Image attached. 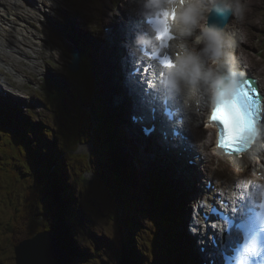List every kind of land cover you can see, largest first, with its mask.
<instances>
[{"label":"rangeland","instance_id":"rangeland-1","mask_svg":"<svg viewBox=\"0 0 264 264\" xmlns=\"http://www.w3.org/2000/svg\"><path fill=\"white\" fill-rule=\"evenodd\" d=\"M23 1H28L31 5L32 0ZM135 1L58 0L60 6L51 10L49 8L46 9L42 3H35L38 2L37 0H33V6L29 8L33 13L27 15V17H32V21L24 26L20 22V18L26 17L25 14L21 15V12L12 11L18 14L13 16L0 11L5 23L2 25L3 28L9 25L21 27V30L25 28L34 31V28H36L40 31V34L37 35L40 39L37 36L34 38L27 37V40H31L33 45L29 43L20 45L14 42L8 37L10 34L13 35L10 29L6 32L0 31V40L3 41V43L0 42V58L4 60L0 59V82L9 83L8 85L16 91L13 94L7 92L9 95L5 96V98L0 95V99L3 102H9V104L5 105L10 108L8 112L12 116L10 121H7L8 119L5 122L0 120V144L2 145L5 141L2 131L4 127L2 126L6 125L11 126L16 132L20 131L24 135H28L29 138L34 140L33 134L37 132V128H34L33 131L22 128L23 120H26L29 124L40 126V129L48 126L55 136L56 134L60 135L61 139L55 141V137L51 133L48 136L42 134L50 145L49 148H52L50 150H53V153L59 147L63 152L65 151L62 154V160L70 155L66 161H63L65 170L61 171L60 176L64 185L67 208L70 212L73 211V214L77 217L75 221L73 219L66 221V225L73 231H71L70 241L67 240L61 247L63 251L68 250L71 252L73 247L76 250L74 254L70 255L68 264H119V260L123 257V255L121 256L122 253H120L122 252L120 242L122 239L126 240L129 237L127 231L124 230L128 225L124 226V223L130 220L133 222V234L143 235L148 247H150L151 243L155 245L152 234L158 232L157 236L160 239L164 235L165 226L162 223L156 228V224H153V219L157 215L154 213L153 206L154 197L152 193L155 192L150 189L153 186L160 189H165L166 187L165 190H169L168 195L165 193L162 196L161 210L165 218L168 217L167 214H170L171 211L176 213V210L183 209L182 216L185 222L178 231L181 232L182 236L186 234L188 240L181 241L182 252L185 253L189 249L188 245L198 248L197 243L199 240L198 238L196 240L193 239L196 237L193 234L192 227H190V222L195 219V208L192 205L191 198L193 201H198L194 197L198 192L187 184L181 186L182 183L178 177L173 172L163 168V164L160 162L161 159L156 156L154 150L152 154L148 153L147 149L146 152H143L141 146H138L135 141H131L128 138L131 135L129 125H127V122L129 123L128 116L131 113L129 103L120 106L123 109L120 111L128 114L124 121L118 116L117 109L116 111L114 110L113 97L110 101L107 99L111 95L115 96V98H121L119 94H116V88L119 92L116 77L121 75L118 67L116 65H113V68L111 67V72L112 70L114 71L116 83H107V86L112 89V94L106 87L101 69V64L103 63L111 66L109 62L110 55L112 54L113 56L115 52L118 54V51H116L117 42L113 43L111 45L113 47L110 49L109 43L112 44V42H110V39L107 40L104 35L97 33L96 23L98 24V20L101 23L109 21L107 17L110 16L111 19H114L108 22L111 26L116 21V25H128L126 22L127 18L139 14L142 10L138 9ZM213 1H223L232 7V20H230L224 32L227 34L234 29L238 30L240 42H235V44L237 51L243 58L240 60H244L248 66V72L258 80L260 88L264 90V0ZM213 4L211 3V6ZM211 6L209 5L208 8ZM238 6L241 8L239 12L237 11ZM101 8L107 17L98 14ZM118 10H120L119 13ZM38 11L45 12L51 19L47 20L42 16L39 18L36 13ZM79 11H81L83 19L77 15ZM113 28L116 27L113 26ZM86 37H92L96 42H90ZM227 38L233 39L232 37ZM79 45L82 46V49H79ZM2 46H6L5 50ZM15 46L18 49L20 48L18 52L20 56L14 54V52L7 51V49L14 50ZM118 46L120 47V44ZM76 48L85 53L90 60H88L86 69L83 68L77 74L71 73L68 81L66 77L70 62L68 54L69 50ZM101 51L103 52L102 55ZM30 59L33 60V63L30 62ZM131 65L133 66L134 63ZM97 67L99 74L95 73V68ZM121 67L124 68V65ZM10 70L13 72L9 73ZM104 71L106 74H110L107 70L104 69ZM84 75L87 76L84 78ZM99 78H101L104 92H99L97 89L96 81ZM60 82L64 84L66 91H54V96H50L52 102L54 101L53 104L58 111V115L54 107H52V103L47 102L46 94L49 95L47 93L49 85L53 89V84L56 86L57 83L61 84ZM78 83H82L85 87ZM3 84L0 85L1 90ZM80 90L82 95L76 97ZM206 92L209 93L207 88ZM72 95H75V97ZM19 100H22V107H29L31 110L29 109L28 112L24 108H20L17 113L13 112L15 108L20 106ZM64 110L65 113H63ZM79 112H81V115H76ZM57 119H59V124ZM98 119L102 122V126L106 125L99 134L96 129H99L100 126L96 125L94 121L99 122ZM6 122H9V124H6ZM66 124L75 131L76 139L70 138ZM59 125L62 126L60 130L62 133L57 130ZM151 125L146 124L145 126L150 128ZM197 133H199L200 140L195 143L197 152L193 155L200 154L202 160L203 155L207 158L202 162L205 165L207 162V166L204 168L205 171L201 170L203 168L201 163L200 172L195 173L196 175L200 173V175L207 174L202 177V182L198 184L201 190L206 184L205 180L207 182L211 181L213 184H216V182L233 183L235 181H239V184H244L250 181L249 177L255 165L253 162L247 166V169L243 168V170H247L246 174L244 173L245 176L241 177L240 172L238 178V170L240 169L232 166V164L223 162L224 160L213 159L216 156L213 147L212 145H207L211 144L212 140L210 130L202 125L197 130ZM198 136H195V138ZM111 139L113 140L111 141ZM150 139L152 147L160 150L154 145L153 137ZM137 140H139V137H137ZM34 141L36 142V140ZM201 141L205 144L204 147L200 144L198 145ZM65 143L67 144L65 145ZM62 145H64L63 148ZM72 150L76 151V154L67 153V151L70 152ZM44 155L45 153L41 154L43 162L46 160L43 165L51 166V170H54V167L49 162L53 157ZM110 156H113L111 158L119 163L117 170L120 172L121 177V198V192L113 177V172L116 168L110 164L111 161L113 162ZM33 157H36V155H33ZM23 160L18 157L16 152L11 153L7 157L0 155V176L2 177L0 182V264H15L13 249L22 240L16 245H11L13 237L16 239L26 229L29 232L28 238L34 237L37 233L45 232L44 230H39L41 228L39 227L40 224L37 223L39 221L42 225L45 223L47 227H52L53 229L58 225L54 220L57 215L55 197L53 192L50 191V182L53 179L40 176L38 174L40 170H34L33 167H28L29 171L17 172L15 167L22 165ZM146 160L154 161L161 168L162 177L166 182L158 179L159 174L157 172L148 173L154 167L148 165ZM53 163L56 164L55 162ZM217 164L218 166H216ZM88 165H91L92 173L88 170ZM4 170L11 172L9 176H4ZM126 170H130L131 173L125 172ZM149 179L152 180V183L148 182ZM199 194L201 195V193ZM182 202L186 204L184 206L180 205ZM125 206H129L131 210L128 211ZM122 208L125 211H121ZM31 212L29 224L25 225L26 223H22L16 228L17 221H19L22 214L27 216ZM116 213L119 214V222L115 223L114 216H116ZM39 216L40 220H37L36 218ZM174 217H177V214H174ZM171 221L172 218H169L168 222ZM32 230H34L33 233H31ZM139 240L142 242V237ZM124 250L127 249L125 248ZM197 252L195 249L194 255ZM83 253L86 254V261L83 259ZM174 254L177 256L175 264H181L179 260L182 258L179 256V252ZM153 256L154 259L152 257L147 259L148 263L146 264H160L162 262V259L157 257V254H153ZM186 263L189 264L188 260ZM161 264L168 263L162 262Z\"/></svg>","mask_w":264,"mask_h":264},{"label":"bare ground","instance_id":"bare-ground-1","mask_svg":"<svg viewBox=\"0 0 264 264\" xmlns=\"http://www.w3.org/2000/svg\"><path fill=\"white\" fill-rule=\"evenodd\" d=\"M32 1H31V5H30L28 1H25L24 2L23 0H0V11H4V12H6L4 14H7V15L9 14V15H13V16H17L18 14L13 13L12 11L21 12L20 13L21 15L25 14L26 17L20 18L21 21L19 20L23 24V26H24L25 24H28V23L30 24V21H32V17H29V16L27 17L28 14L33 13V12H31L32 10L30 11V9H29L30 6H33ZM37 1L38 2H35V3H42L46 9L49 8V9L52 10V9L58 8L60 6V3L58 2V0H37ZM140 1L141 0H136L135 1V5L137 6L136 3L140 2ZM145 8H146L145 1L142 2L138 6V9H142L143 10ZM209 9H211V8H209ZM119 12H120V10H118V13ZM36 13L39 15V18L42 16V17H44L47 20L48 19H51V17L49 15H47L45 12H39L38 11ZM98 14H102V15H105L106 16V14H105V12H104V10L102 8L100 9V12ZM77 15L81 17V15H82L81 11H79L77 13ZM137 15H139V14H137ZM137 15H133V17L131 16L132 19H133V21H134V18ZM81 18L83 19V17H81ZM107 18H109V21H106V22L103 21L102 23L100 22V20H98V24L96 23V25H97V29L96 30H97V33L98 34L104 35L105 38H107V40L110 39V42H112V44L109 43V48L110 49H112V47H113V46L111 47V45H113V43H116L117 42V44H116L117 50L116 51H118V54L115 52L113 54V56H112V54L110 55L109 62H110V65L111 66H108L107 63L101 64L102 76L104 77L103 80H104V82L106 84L107 89L112 94V89H110L107 86V83H116V81L114 79V71L112 70V72H111V67L113 68V65H116V67H118L121 75H118L116 77V80L118 82V89H119V92H118L117 91V88H116V94H119V96H121V98L120 97H116L115 98V96L111 95V97H108L107 99L110 101V99L112 100V97H113L114 100H112V101L115 103L114 110L116 111V109H117L119 111L117 114L119 116H122V120H125V118H126V116L128 114L121 112L120 110H123V109L120 106H124L125 104L130 103V100H131L132 97H131V92L129 91L131 88L129 86L128 87L126 86V81L125 80H128V79L124 76V73L126 72L125 68H129L131 66V64H133L135 62H133L134 61V55L132 57V60H129L128 58L125 57V53H124L123 50H126V48H124V46H128L127 43L130 42V41L136 42V43H138L139 46H142L143 45V41H146L147 39L143 35H141L139 32H145L147 30V27L148 26L145 25V26H143V28H141V26L134 27L133 26V23H132V26L130 25L131 21H126L128 25H125V26H120L119 24L116 25L117 21L116 22L114 21L115 23L111 26L108 22H110V20H114V19H111L110 16H108ZM112 18H114V16H112ZM3 19L4 18H2V16L0 15V31L6 32V31H8L10 29L11 32H13L12 33L13 35L10 34L8 37H10L14 42H16V43H18L20 45H22L24 43H29V44L33 45L32 42H31V40H29V39L27 40V37L34 38V37H36L37 35L40 34V31H38L36 28H34L35 29L34 31L28 30V29H25V28H24V30H21L22 29L21 27H18V26L12 27V26H9V25H7L6 28H3L2 25L5 24L3 22ZM119 19H120V17H119ZM17 20H18V18H17ZM113 26H115L116 28H113ZM73 29H75V28H73ZM76 36H78V35H76ZM38 38L40 39V37H38ZM86 38L90 42H96V41H94V39L92 37H90V38L86 37ZM175 41H176V43H178L179 42V39L176 38L175 40L170 41V43L171 42H175ZM0 42L3 43L2 40H0ZM119 44H120L121 49L118 46ZM5 47L6 46H2V48L4 50H5ZM73 52H75V53L74 54H71V50H69V54H68L69 59H70V62L68 64V68H67V71H66V77L68 78V81H69V78H70L69 75L71 74V72L69 70V66L75 67L79 71L81 68H85L86 69V66L88 64V60H90L89 57L85 53H82L79 50H78V52H77V50H73ZM102 53L103 52L101 51V55H102ZM100 62H101V60H100ZM90 63H91V61H90ZM115 63H117V64H115ZM123 65H124V68L121 67ZM104 69L107 70L110 74H106L105 71H104ZM122 69L124 71H122ZM98 71H99L98 67L95 68V73L96 74H99ZM215 75H217V74H213V76H215ZM90 76H91V71H90ZM132 81H133V83L130 80L128 82H130L131 86H133L136 91H140V88L137 86V79L135 77H133L132 78ZM3 83L4 82H0V85L3 84ZM78 84L84 86L82 83H78ZM96 84H97V89L99 90V92H101V91L104 92V90L102 88L101 78L97 79ZM59 85L62 87V91H66V88L64 87V84L61 83ZM53 87H54L53 88V90H54L55 89V85L54 84H53ZM155 87H157L156 84H155ZM248 88L249 89H254L255 87L254 86H248ZM51 90H52L51 89V85H49V90H47V93L50 96L51 95L54 96V93H51L50 92ZM81 90H80V93L76 97H80L82 95ZM192 90H193L194 93H197L198 90H200V94L197 96V98H196L195 101L192 99V94H189V91L187 90V88H185V85L184 84L179 85L177 87V93H181L182 94V96L184 98V101H185L186 109L189 112V113H185V115L183 116V118H185V126H183L182 132H185L186 134H189L191 136V144H192V146L194 148H196V144L195 143H196V141L200 140V136H198L199 133H197V130H199L202 125L205 126V127L207 125V124H205L203 122H200L198 120V116H199V118L201 120H203L205 118V116H206L207 109L209 107V101H210V91H209V93H207L206 92V88H204L202 86H200V87L199 86H196L195 88H192ZM4 92H6V91H4ZM5 94L7 95L8 93L6 92ZM3 96L5 98V95H3ZM15 96H16V94H15ZM72 96L75 97V95H72ZM105 96H106V94H105ZM158 97H159V95H157V100H159V103L162 104V102H164V100L162 101ZM0 100L3 101L2 99H0ZM132 100H134V99H132ZM9 110H10V108L5 105V102H3V109L0 106V120H3L2 118L4 117L6 120L8 119L7 121H10V117H12V116L8 112ZM169 110H171V120H173V122H175V123H178L177 122V120L179 118L178 112L175 111L174 108H171ZM126 111H130V110H126ZM81 112H79L78 115H81ZM128 118H129V116H128ZM191 119L194 120L196 123H199L200 122L199 123L200 125L196 129H194V130L191 129V126H192L191 125V123H192ZM94 121H95V124L97 125L98 122L96 120H94ZM157 121H158V119H157ZM206 128H208V127H206ZM78 129L80 130V128H78ZM49 133H51V132L49 131ZM259 135L264 137V120L262 121V123L260 125V131L258 133V136ZM195 136H198V137L195 138ZM213 136H214V134H213ZM214 139H215V136H214ZM46 145L48 147L50 146L48 143H46ZM154 151H155L156 156L161 159L160 162L163 164V168H165L167 171L173 172L178 177V179L181 181V183H182L181 186L186 185L188 183V184L192 185V187H190V188H192L194 191H197L196 190V187L198 186V183L202 180V177L203 176L200 175V174L199 175H196L195 173L196 172H199L198 171L199 170V168H198L199 165L204 160L207 159L206 157H204V155H203V160H201V159L194 160V157L195 156L193 155V152L192 151H190V152H183L182 150H179V151L177 150L176 154L178 156L180 155V158H181V159H179V161H180L179 162L178 160H176L174 158L173 154L170 155L168 153H162V152H160L159 149L154 150ZM148 153L152 154L153 151L150 150ZM188 157H190L189 161L190 160L195 161V163H194L193 166H189L188 163H187L188 161L186 162V159ZM222 159H224L223 156H222ZM112 160H113V162L111 161L110 164H112L117 169V166H118L119 163H117L114 159H112ZM54 161H56L55 163L57 164L59 162V159H56ZM179 163L182 165V167L185 168L184 173H183V170H182L181 173L178 172V167L177 166L179 165ZM231 164L234 165V162H232ZM248 164H249V160L248 159H245V157H243V160H241V161H238V160L235 161V166H239L241 168H246ZM260 164H261V166H264V162H261ZM206 166H207V162H206ZM90 167H91V165H88L87 168L92 173V169ZM110 167H111V165H110ZM55 168H57V167H54V169ZM111 169L113 170L112 167H111ZM188 170H193V173L187 176V173L186 172ZM246 171H247L246 169H244L243 171H241V175H242L241 177H244L245 176V174H246L245 172ZM258 172H261V168L256 167L254 169V173L257 174ZM94 176L96 178V175L95 174H94ZM252 182L254 183V181H251V182L248 181L247 183H244V184H248L246 186H242L244 184H238L237 186H235L234 183L216 182V185H217L216 187H218L220 185L235 186V188L238 189V190H231V191H233L235 193L239 192L240 195H241V197H240L241 201L246 202V201H248V200L251 199V197H249L248 194H246V188H249V189H252V191H255V189H258V187L260 185L263 186L262 183H255L254 185H252ZM206 190L207 189H205L203 187V190H201V192H198V191L197 192H198V194L201 193V195H202V194H204V192ZM212 190L214 191V189H212ZM219 191H220L219 192L220 194H227V193L230 194V192H231V191L227 192V191H225L223 189H220V188H219ZM189 198H188V200H189ZM191 200H192V205L195 208V210H194V213H195V211H196V209L198 207V204H197V201H193L192 198H191ZM182 203L184 205L186 204L184 202H182ZM199 206H200V204H199ZM226 221H228V220L226 219ZM190 224H191V222H190ZM173 226H174V222H173V219H172V221L170 222V226L168 225V227L171 230V232H172V230H175V234L178 235V238L179 239H178L177 248H179V250L181 249L180 251L182 252V244H181V241L182 240L183 241L184 240H188V237H187L186 234L184 236H182L181 232L178 231V230H176V229H174ZM178 229H180V227ZM193 239L196 240L197 238H193ZM208 240H209V238H208ZM204 242L206 244L207 249H206V252L203 253V254H200L199 252H197V254L194 255L195 246H189L188 245L189 249H187L185 252H187V254H189V257L194 258L193 264H196V261L198 259L204 258V257L209 256L211 254V252H210L211 248L207 244V239H205ZM36 249H37V247H34L33 248V250H36ZM181 258L182 259L179 260L181 264H188V263H186L187 262V259L184 256H181Z\"/></svg>","mask_w":264,"mask_h":264},{"label":"trees","instance_id":"trees-1","mask_svg":"<svg viewBox=\"0 0 264 264\" xmlns=\"http://www.w3.org/2000/svg\"><path fill=\"white\" fill-rule=\"evenodd\" d=\"M86 76L87 75H84L83 77L85 78ZM58 90L62 91V87L57 83L55 86V89L51 90L50 92L52 93V91H58ZM46 96H47V98H46L47 102L52 103V107H54V109L56 110V114H58V111L55 108V105L53 104L54 101L52 102L50 95L46 94ZM63 113H65V110L63 111ZM2 119L4 122L6 121V119L4 117ZM67 122H68V120H67ZM57 123L59 124V119H57ZM6 124H9V122H6ZM22 125H23L22 128H25L29 131H33L34 128H37V132H35V134H33V139L36 140V142L34 140H32L31 138H29L28 135H24L20 131L16 132L11 126L6 125L2 129L3 134H4L3 137H4L5 141L3 142L2 145L0 144V155L3 157H7L11 153L16 152L19 158L24 159L22 165L15 167L17 172L29 171L28 167H33L34 170H40V172L38 173L40 176L53 179L50 182V186H51L50 191L53 192V195L55 197V202H56V206H57V208H56L57 209V215L55 216L54 220H55V223L58 225L56 227H54V229H53L52 227H50V228L47 227L45 223H44V225H42L40 221L37 223L40 224V226H39V227H41V228H39L40 231H43V230L44 231H53L54 235L57 238L58 245L60 247H62L64 245V242H66L67 240L70 241L71 233H72L71 231H73L66 225V221H68L70 219H73L75 221L77 218L73 214V211L70 212L67 208V202H66V199L64 196L65 195L64 194L65 193L64 185H63V181L60 177L61 171L65 170V167L63 166L64 165L63 161L64 160L66 161V159L69 158L70 155L68 157H64L65 159L62 160L61 159V158H63L62 154L65 151L63 152L59 147L53 153L50 150L51 147L49 148L46 145L47 141L44 139L42 134L48 136L49 131L51 132V135H53L55 137L54 138L55 141L58 139H61L60 135L56 134V136H55L54 132L48 126L42 127L41 128L42 130H41L40 126L35 125V124L34 125L29 124L27 121H24V124L22 123ZM66 125L68 127V134H69L70 138L76 139L77 135H76L75 131L70 129L68 124H66ZM61 127L62 126L59 125L58 129H57L60 133H62L60 131ZM78 140L81 141L80 138H78ZM66 144L67 143H65V145ZM63 147H64V145H62V148ZM75 152L76 151H73V150L70 152L67 151L68 154L69 153L76 154ZM42 153H45L46 156L54 157V158H51L49 160V162L53 167H57V168H55L54 170H51V166L43 165V163H46V160L43 162V158H41ZM33 155H36V157H33ZM57 158L59 159L60 162H58L57 164H54L53 162H56L54 160H56ZM25 161H27V162H25ZM59 168H60V171H59ZM126 171H127V173H131L130 170H126ZM10 173L11 172L4 170V176H9ZM35 173H37V172H35ZM113 177H114V179L118 185L119 191L121 192V190H120V180H121L120 174H119V176H117V173L114 172ZM1 179H2V177L0 176V182H1ZM148 182L152 183V180L149 179ZM150 189H152L155 193L159 190V188H156L155 186H153V188H150ZM0 190H1V186H0ZM159 194H157V193L155 194L156 195L155 196L156 197V203L153 202L154 207H156V204L158 207H160L158 203H160V205L162 203V200H163L162 196L164 194L161 190H159ZM121 197H122V192H121L120 198ZM125 207L127 210H130L129 206H125ZM30 210H28V211H30ZM124 211H125V209H124ZM130 212L133 214L132 211H130ZM31 214H32V212L30 213V215H27L28 217L25 214H22L19 221H17L16 228H18V226L22 225V223H26L25 225H28L29 224V218L31 217ZM115 215L116 216H114V221L116 223V222H119L118 221L119 214L116 213ZM36 219L40 220V216L37 217ZM173 222H174L173 228L178 230V228L181 227V225L185 222V220L183 219V216L181 214H179V215H177V217H174ZM126 223L128 224V226H126L125 229L129 235V237L126 240L124 239L125 241L122 244V247L125 246V248L127 250H122V252H120V253H122L121 256L123 255V257L121 260H119V264H126V263L127 264H146V263H148L147 259H151V257L153 258V254H157V252H156L157 247L162 249V250H160L161 255L163 256L161 258L162 262H167L168 264H175L177 256H175L174 253L178 252L177 250H179V248H177L179 238H178V235L175 234V230H172V232H171V230L169 229L168 225L170 226V222H168V220H167L166 230L164 231V235L160 239L157 236L158 233H155L154 235L152 234L153 239H154L156 244L153 245L151 243L150 247H148V245L145 241V237L143 235L133 234V230H132L133 229V222L130 220L129 222L126 221ZM33 232H34V230H32L31 233H33ZM19 236L16 239L14 237L12 238L11 245H13V244L16 245L19 241L23 240L24 238H28L29 237L28 229H26L24 232H21L19 234ZM141 237H142V242H140V240H139V238H141ZM71 250H72L71 252H69L68 250L66 251V252H68V261L69 262H70V255H72L76 252L74 247ZM170 251L173 252V254L169 253ZM83 254H82L83 259H85L86 254L85 253H83ZM85 261H86V259H85Z\"/></svg>","mask_w":264,"mask_h":264},{"label":"clouds","instance_id":"clouds-1","mask_svg":"<svg viewBox=\"0 0 264 264\" xmlns=\"http://www.w3.org/2000/svg\"><path fill=\"white\" fill-rule=\"evenodd\" d=\"M146 7L158 13L159 40L168 36L179 39L171 45L174 52L166 74L183 83L189 94L194 84L207 87L210 77L223 66L221 58L227 56L225 48L231 41L206 24L205 13L210 9L204 0H148ZM237 11H241L239 6Z\"/></svg>","mask_w":264,"mask_h":264},{"label":"snow or ice","instance_id":"snow-or-ice-1","mask_svg":"<svg viewBox=\"0 0 264 264\" xmlns=\"http://www.w3.org/2000/svg\"><path fill=\"white\" fill-rule=\"evenodd\" d=\"M134 71L138 75L137 86L140 88V91H136L135 88L130 89V92L134 96V100H133V103L130 105V108L132 111L129 116V121L132 125L139 124L141 126L140 120L137 119L136 112L142 108H147L150 115H152L153 113H156L157 109L153 107V104L157 99V94L155 93V91H150L154 89L150 85L149 72L151 71V69L148 67H145L144 63L137 62L134 68ZM254 90H255V93L258 99L261 101V103H264V93H260L258 86H255ZM241 108L242 106L239 103H233L217 111L214 121L218 120L220 124L224 125L226 133H227V138H225V133L223 132L221 133V145L222 146H226L227 144H232L233 145L232 149L236 148L235 142L238 141L240 133L243 131L244 127L246 126L248 122L247 114L244 111V114L242 115ZM261 120H264V114H262ZM239 122H243V126H240ZM159 126L162 129L166 130L162 132L163 134L161 136V139L165 143H167L169 140L168 133H170L173 125H172V122H170L166 117L162 115V112H161V119L159 120ZM151 129L152 131L149 132L147 127L141 126L140 131L145 136H151L157 129L156 116H152ZM186 135L187 134L185 132L181 131V135L173 139L174 149L178 148L181 142H187L185 139ZM233 154H236V152L233 151ZM218 196H219V193L214 192L212 188L207 189L202 195V197L200 198V201H199L200 207L196 209L198 214L201 211H205V210L214 212L215 207L213 206L216 204ZM207 219L208 218L205 217L204 219L205 224H207Z\"/></svg>","mask_w":264,"mask_h":264},{"label":"water","instance_id":"water-1","mask_svg":"<svg viewBox=\"0 0 264 264\" xmlns=\"http://www.w3.org/2000/svg\"><path fill=\"white\" fill-rule=\"evenodd\" d=\"M233 10L223 1L218 2L211 10L208 18L210 26H215L219 30L228 24L232 18ZM77 50V49H74ZM78 52V50H77ZM71 50V54H74ZM71 73L76 74L78 69L69 66ZM77 71V72H76ZM108 113V112H107ZM99 120V119H98ZM97 125L103 130L106 125L102 126L99 120ZM99 129V132L101 131ZM139 137V140H137ZM137 141H144L145 138L141 133L135 136ZM146 146V144H145ZM158 173V172H157ZM43 245V246H41ZM37 247L36 250H33ZM14 260L16 264H68V253L63 251L57 243V238L52 231L37 233L32 238H26L14 247ZM204 260L200 262L203 264Z\"/></svg>","mask_w":264,"mask_h":264}]
</instances>
